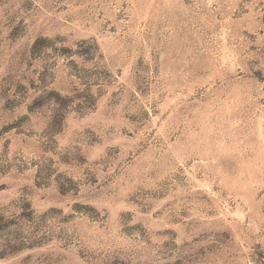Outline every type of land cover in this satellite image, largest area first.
Listing matches in <instances>:
<instances>
[{
    "label": "rangeland",
    "instance_id": "obj_1",
    "mask_svg": "<svg viewBox=\"0 0 264 264\" xmlns=\"http://www.w3.org/2000/svg\"><path fill=\"white\" fill-rule=\"evenodd\" d=\"M0 264H264V0H0Z\"/></svg>",
    "mask_w": 264,
    "mask_h": 264
}]
</instances>
